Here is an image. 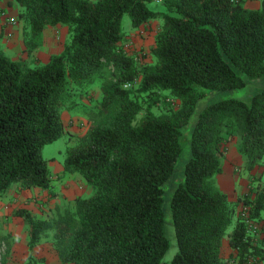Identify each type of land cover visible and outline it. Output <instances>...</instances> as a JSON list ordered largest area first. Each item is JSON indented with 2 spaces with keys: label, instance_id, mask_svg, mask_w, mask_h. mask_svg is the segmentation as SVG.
Masks as SVG:
<instances>
[{
  "label": "trees",
  "instance_id": "16d2710c",
  "mask_svg": "<svg viewBox=\"0 0 264 264\" xmlns=\"http://www.w3.org/2000/svg\"><path fill=\"white\" fill-rule=\"evenodd\" d=\"M12 1L28 51L46 26L63 25L66 35L59 51L35 64L0 47V194L13 183L49 186L42 147L66 131L62 110L83 105L93 114L63 161V171L79 172L93 193L49 217L13 210L28 225L25 264H38L31 248L42 235L64 263L164 264L165 183L195 113L183 178L169 198L177 248L167 264H264V0L256 7L158 0L162 9L150 8L153 0ZM124 12L133 27L158 20L150 60L126 42ZM248 84V98H219L198 110L208 89ZM229 140L246 167L263 166L235 199L216 182Z\"/></svg>",
  "mask_w": 264,
  "mask_h": 264
},
{
  "label": "rangeland",
  "instance_id": "374dc122",
  "mask_svg": "<svg viewBox=\"0 0 264 264\" xmlns=\"http://www.w3.org/2000/svg\"><path fill=\"white\" fill-rule=\"evenodd\" d=\"M246 4L252 7L259 5V0H245ZM148 6L153 9H162L163 5L158 0L148 2ZM157 19L151 20L143 28L134 32L131 19L128 12H124L121 18L122 29L127 32L126 42L130 44L131 50L139 53L141 60H150L149 49L154 41V34L157 29ZM18 24L22 30V21L18 15L15 20H9L8 16H3V23L0 25V47L12 58L20 59L27 64H35L47 60L52 52L59 51L62 47L66 35V28L63 25L46 26L42 31L40 44L28 51L23 42V34L19 33L17 39L11 36L10 31H6L7 23ZM22 37V38H21ZM14 38V39H13ZM12 40V41H10ZM8 42V43H7ZM13 43V45H11ZM141 54V55H140ZM252 84L241 88L232 89H208L205 98L200 101L198 110L206 103L215 99L228 96H237L248 98ZM99 91L98 85L93 87V95ZM89 93V91H88ZM89 104V99L77 97ZM81 98V99H80ZM87 109V108H86ZM85 106L77 105L71 109L64 108L61 112L64 122V131L57 138L46 142L42 147V155L46 159L50 170L49 186H31L21 187L18 183H13L10 188L0 194V263L4 259L5 264L14 262L15 264H25L27 254L30 251L27 245L28 225L20 215L13 214V210L18 207H24L30 210L36 217H49L55 212L57 205L70 202L74 196H89L94 188L79 172L65 173L63 171V161L66 155L67 145L74 141L76 135L83 133L89 120L93 116L87 113ZM195 114H192L187 126L184 128L182 137V150L175 169L171 177L165 183V196L163 201V210L165 216V233L169 239V247L164 255V264H167L173 253L176 251V241L174 228L171 221L169 208L170 195L179 181L183 178V168L185 161L190 154L189 136ZM69 135L72 138H69ZM226 157L222 163V170L216 174V182L230 198L235 199L246 191L254 177L262 174L263 166L255 165L252 169L246 167L242 155L236 148L235 140L225 142ZM65 177H68L67 179ZM233 224L228 226L231 230ZM259 226V225H258ZM259 228V227H258ZM260 237L261 233H257ZM224 240L227 235H224ZM7 250V254H5ZM230 246L223 244L222 254L227 256ZM31 253L38 264L53 263L59 258L49 237L41 236L39 242L31 248ZM228 264L239 263L235 259H230Z\"/></svg>",
  "mask_w": 264,
  "mask_h": 264
},
{
  "label": "crops",
  "instance_id": "0c3cea01",
  "mask_svg": "<svg viewBox=\"0 0 264 264\" xmlns=\"http://www.w3.org/2000/svg\"><path fill=\"white\" fill-rule=\"evenodd\" d=\"M19 9H20V6L16 2H14L12 0H0V25H1V23H3V16H6V17L7 16L8 17L9 16H14V18H15V16H17V14H18ZM156 21H157V26H158L159 22H158V20H156ZM9 23L10 22H8L7 25L5 26L6 31H10L11 32V36L14 37L15 39H17V36H18L19 33L22 36V30L19 29L20 27L18 26V24L11 25ZM148 23L139 25L137 27H134L130 31L134 32L135 30H137L139 28L141 29V28H143L144 25H147ZM10 41H12V40H10ZM11 45H13V43H11ZM65 178L67 179L68 177H65ZM11 190H13V188ZM225 243H227V245H228V238L226 240L223 239L222 247H223V244H225ZM8 264H15V263L14 262H8ZM45 264H50V263L48 261ZM51 264H73V263H64V262H61L60 260H58V261H54Z\"/></svg>",
  "mask_w": 264,
  "mask_h": 264
},
{
  "label": "built area",
  "instance_id": "2783aa9c",
  "mask_svg": "<svg viewBox=\"0 0 264 264\" xmlns=\"http://www.w3.org/2000/svg\"><path fill=\"white\" fill-rule=\"evenodd\" d=\"M8 18H9V20H11V21L15 20L14 16H9Z\"/></svg>",
  "mask_w": 264,
  "mask_h": 264
}]
</instances>
